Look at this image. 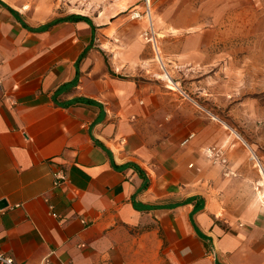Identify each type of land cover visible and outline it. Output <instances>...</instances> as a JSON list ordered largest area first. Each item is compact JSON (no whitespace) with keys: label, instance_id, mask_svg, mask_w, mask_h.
Returning a JSON list of instances; mask_svg holds the SVG:
<instances>
[{"label":"crops","instance_id":"1","mask_svg":"<svg viewBox=\"0 0 264 264\" xmlns=\"http://www.w3.org/2000/svg\"><path fill=\"white\" fill-rule=\"evenodd\" d=\"M102 1L81 14V0H0V252L17 264H264V128L254 141L224 132L214 147L227 165L191 119L175 136L195 134L185 146L134 145L147 118L201 106L146 92V69L166 59L141 23L119 26L140 0H111V25L90 16ZM79 16L92 24L63 21Z\"/></svg>","mask_w":264,"mask_h":264},{"label":"rangeland","instance_id":"2","mask_svg":"<svg viewBox=\"0 0 264 264\" xmlns=\"http://www.w3.org/2000/svg\"><path fill=\"white\" fill-rule=\"evenodd\" d=\"M110 2L102 1L90 16L96 21ZM127 9L119 26L141 23L140 40L149 47L158 46L166 59L164 69H146V92L182 95L201 106L193 104L192 115L189 111L158 112L145 120L140 133L144 140L139 139L136 129L127 139L163 154L176 143L177 129L191 119L194 132L204 127L207 146L222 143L224 132L232 135V140L242 141L233 131L254 141L251 131L264 128V0H140ZM136 12L141 14L139 19L133 18ZM114 20L109 18L106 23L111 25ZM166 73L175 90L160 78ZM133 120L137 124V119ZM180 135L183 137L177 143L185 146L191 133ZM123 140L126 138L121 137L119 142Z\"/></svg>","mask_w":264,"mask_h":264},{"label":"built area","instance_id":"3","mask_svg":"<svg viewBox=\"0 0 264 264\" xmlns=\"http://www.w3.org/2000/svg\"><path fill=\"white\" fill-rule=\"evenodd\" d=\"M141 17L140 12H136L133 15L134 19H139ZM2 87V79L0 76V88ZM195 137V134H191L189 136L188 139L185 140L184 144L188 143L191 139H193ZM207 154L208 156L214 160L215 162H220L223 165H227L228 164V160L226 158V156L224 155V152L222 151V149H218L216 147H211L207 150ZM58 179H64L63 177H59ZM263 190V186L259 184V182L256 184V191L259 193ZM0 264H17L15 262V260L7 255H5L4 253L0 252ZM44 264H53L52 262H50L49 258H46L44 260ZM61 264H66V263H61Z\"/></svg>","mask_w":264,"mask_h":264},{"label":"bare ground","instance_id":"4","mask_svg":"<svg viewBox=\"0 0 264 264\" xmlns=\"http://www.w3.org/2000/svg\"><path fill=\"white\" fill-rule=\"evenodd\" d=\"M149 2H150V0H148V3ZM83 3H84V1L79 6L80 8L78 7V9H76V11H78L81 14H87L86 9L84 10V9H82V7L86 6L87 8H89L91 4H86V3L83 4ZM26 7H28V6H26ZM108 15H109V13L106 10L103 11L102 13H100L99 17H97V22L98 23H105L107 21V19H108ZM158 59L162 62L163 57L160 55V52H159V55H158ZM162 64H163V69H164L165 68L164 67V63L162 62ZM160 78L167 82L168 88L173 89V90L176 89V87L174 85V82L172 81V79L169 76V74L166 73V74L162 75ZM212 116L216 120L219 119L218 117H216L214 115H212ZM237 136H239V135L237 134ZM252 158L257 161V157L255 156V154H253ZM261 172H262V175H263V179L260 180L259 184L262 185L263 188H264V169L263 168H261ZM258 195H259V197H260L261 200H264V189L261 192H259Z\"/></svg>","mask_w":264,"mask_h":264},{"label":"trees","instance_id":"5","mask_svg":"<svg viewBox=\"0 0 264 264\" xmlns=\"http://www.w3.org/2000/svg\"><path fill=\"white\" fill-rule=\"evenodd\" d=\"M77 19H80L82 21H86V22L92 24V22H91V20L89 18L83 17V16H79L78 18H72V17H70V18L64 19L63 21L77 20Z\"/></svg>","mask_w":264,"mask_h":264},{"label":"water","instance_id":"6","mask_svg":"<svg viewBox=\"0 0 264 264\" xmlns=\"http://www.w3.org/2000/svg\"><path fill=\"white\" fill-rule=\"evenodd\" d=\"M5 205H7V202H6V201H2V202L0 203V206H1V207H4Z\"/></svg>","mask_w":264,"mask_h":264}]
</instances>
